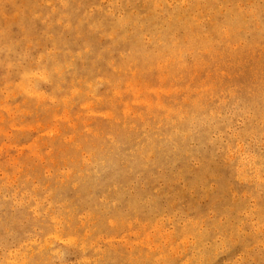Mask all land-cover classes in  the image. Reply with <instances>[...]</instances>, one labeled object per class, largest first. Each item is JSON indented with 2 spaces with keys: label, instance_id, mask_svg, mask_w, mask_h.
Instances as JSON below:
<instances>
[{
  "label": "rangeland",
  "instance_id": "374dc122",
  "mask_svg": "<svg viewBox=\"0 0 264 264\" xmlns=\"http://www.w3.org/2000/svg\"><path fill=\"white\" fill-rule=\"evenodd\" d=\"M0 264H264V0H0Z\"/></svg>",
  "mask_w": 264,
  "mask_h": 264
}]
</instances>
